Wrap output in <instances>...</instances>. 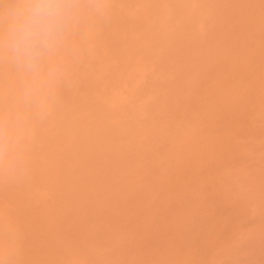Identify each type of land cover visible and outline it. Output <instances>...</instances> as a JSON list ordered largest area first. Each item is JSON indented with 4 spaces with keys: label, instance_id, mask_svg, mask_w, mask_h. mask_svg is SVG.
<instances>
[{
    "label": "rangeland",
    "instance_id": "obj_1",
    "mask_svg": "<svg viewBox=\"0 0 264 264\" xmlns=\"http://www.w3.org/2000/svg\"><path fill=\"white\" fill-rule=\"evenodd\" d=\"M0 264H264V0H64L38 75L5 46Z\"/></svg>",
    "mask_w": 264,
    "mask_h": 264
},
{
    "label": "clouds",
    "instance_id": "obj_2",
    "mask_svg": "<svg viewBox=\"0 0 264 264\" xmlns=\"http://www.w3.org/2000/svg\"><path fill=\"white\" fill-rule=\"evenodd\" d=\"M76 12L77 6L64 0H23L9 14L5 46L11 58L26 73L38 75L43 63L62 45Z\"/></svg>",
    "mask_w": 264,
    "mask_h": 264
}]
</instances>
